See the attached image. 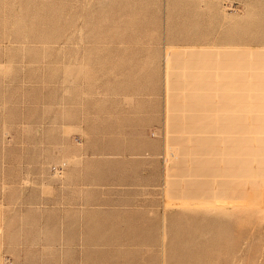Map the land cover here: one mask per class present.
<instances>
[{"label":"rangeland","instance_id":"obj_1","mask_svg":"<svg viewBox=\"0 0 264 264\" xmlns=\"http://www.w3.org/2000/svg\"><path fill=\"white\" fill-rule=\"evenodd\" d=\"M74 145L145 182L120 228L162 223L86 237L89 264H264V0H0V233ZM11 238L0 264H65Z\"/></svg>","mask_w":264,"mask_h":264},{"label":"crops","instance_id":"obj_2","mask_svg":"<svg viewBox=\"0 0 264 264\" xmlns=\"http://www.w3.org/2000/svg\"><path fill=\"white\" fill-rule=\"evenodd\" d=\"M142 152L137 150L129 155ZM107 154L112 157L121 155L114 148L98 152L80 145L64 147L56 154L50 151L47 162H39L40 166L34 172L38 174H34L30 193L17 197L20 207L31 208L24 219L33 220L35 226L31 229L18 228L15 233L8 230L0 233V246L7 245V236L13 239L17 236L16 241L11 238L10 246L17 242V246L33 247V250L38 248L36 251L41 252L64 250L65 264H89L86 258L88 236L162 234L157 231L162 225L158 215L148 220L133 214L126 217L132 227L120 228L123 224L121 218L114 216L115 213L140 204L130 197L121 196L120 187H143L146 184L143 180L130 183L128 179H121L120 159L104 161L100 158ZM45 163L61 164L65 167L63 175L56 174L57 171L53 172L51 168L46 170ZM115 186L118 191H115ZM137 211L143 212L142 209ZM121 229L131 231L122 232Z\"/></svg>","mask_w":264,"mask_h":264}]
</instances>
